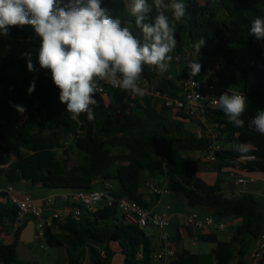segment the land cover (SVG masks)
<instances>
[{
  "label": "trees",
  "instance_id": "obj_1",
  "mask_svg": "<svg viewBox=\"0 0 264 264\" xmlns=\"http://www.w3.org/2000/svg\"><path fill=\"white\" fill-rule=\"evenodd\" d=\"M67 2L63 0L61 6ZM182 2L186 14L176 23L177 43L171 53V63L193 60V45L202 38L204 44L198 55L222 60L216 75L220 85L226 83L223 93H240L246 97L242 128L229 123L221 109L207 110L206 123L222 145L214 153L218 172L213 184L201 179L195 162L182 156L185 151H208L212 139L198 138L195 130L188 127L193 120L181 112L172 116L171 109L159 99L109 88V99L96 93L98 104L93 120L89 121L86 114L72 120L66 104L59 100L60 90L53 84L51 73L39 67L37 54L41 38L31 25L9 28L8 33L12 35L27 36L24 40L7 41L0 34V179L9 183L28 181L46 189L70 192V195L111 183L116 185L113 198L126 197L148 207L140 191L141 175L146 173L150 178L165 175L180 188L189 207L209 208L221 219L240 218L228 241H219L214 234L198 236L200 241L213 244V264H249L245 258L250 252V242L264 230L259 203L249 193L222 197L220 192L223 170L229 173L241 167L246 173H264V135L248 126L249 121L264 112V59L260 57L259 46V41L264 39H257L249 31L257 17L264 19V0ZM101 7L112 18H119L122 26L129 27L134 35H140L131 14V0H101ZM155 14V11L150 13L146 22L151 23ZM25 53H31L35 69L32 72L28 71ZM200 64L201 71L195 77L201 79L207 66ZM141 75L162 94L178 96L177 84L153 67L144 66ZM32 82L35 90L29 94L27 89ZM15 105L23 106L25 111L18 112ZM62 113L64 118L60 119ZM19 121L17 144H8L4 128ZM217 125L223 128L217 129ZM196 127L204 129L198 123ZM68 131H75L76 136L66 146ZM234 143L248 145L249 151L243 154L236 151ZM22 148L31 154L26 160L20 159ZM72 150L78 159L70 166ZM249 156L253 158L243 164L238 162L240 157ZM157 199L158 195H154L152 202ZM15 219L14 207L0 193V226L11 227ZM55 227L66 236L69 264H83L86 258L89 264H109L113 246L123 256V264H151L154 247L150 237L138 226L125 223L115 204H102L79 220L68 217L62 223H55ZM23 228L24 224L13 231L12 243L1 246L4 264H34L17 255ZM45 237L48 247L63 246L51 228H46ZM171 264L200 263L196 254L184 249Z\"/></svg>",
  "mask_w": 264,
  "mask_h": 264
},
{
  "label": "clouds",
  "instance_id": "obj_2",
  "mask_svg": "<svg viewBox=\"0 0 264 264\" xmlns=\"http://www.w3.org/2000/svg\"><path fill=\"white\" fill-rule=\"evenodd\" d=\"M0 0V34L7 35L12 26L31 25L41 38L37 60L41 69L51 73L53 84L60 90L59 100L66 104L72 120L86 114L89 121L95 118L97 92L102 82L143 96L139 80L144 66L158 73L168 72L176 48L175 29L186 14L182 0H131V14L140 35H134L119 18H112L101 7V0ZM155 11L149 23V14ZM170 14V15H169ZM250 34L264 39V19L257 17L251 24ZM204 44L202 38L193 45L195 57ZM28 71H34L31 53H25ZM190 77L201 71V64L187 61ZM35 90L32 82L27 89ZM229 123L242 128L241 119L246 97L240 93L221 94L212 99ZM20 113L25 108L14 106ZM249 128L264 135V112L248 122ZM236 151L247 153L249 146L241 144Z\"/></svg>",
  "mask_w": 264,
  "mask_h": 264
},
{
  "label": "built area",
  "instance_id": "obj_3",
  "mask_svg": "<svg viewBox=\"0 0 264 264\" xmlns=\"http://www.w3.org/2000/svg\"><path fill=\"white\" fill-rule=\"evenodd\" d=\"M260 57L264 59V41H259ZM222 60L218 59L211 67L205 69L203 78L187 76L177 82L178 96L169 97L166 94H162L157 90L156 85L150 83L146 78L141 75L139 80V86L144 89V94L149 95L153 100H161L162 103L170 108L174 112H181L189 116L193 121L200 124L204 129L198 128L195 130L196 136H206L212 139V145L208 151H206V158L209 160H215V151L220 150L221 144L216 141V135L211 131L206 123V113L208 109L216 108L212 99L218 98L221 93L226 89L220 85L219 82L209 79L210 76L216 75V72L221 68ZM103 90L97 92L102 97L109 99L108 89H119L107 82H102ZM64 118V114L60 115V119ZM21 122H17L12 125L13 130H17ZM217 129H222L223 125H217ZM76 136L75 131H68L67 138L64 140V145H68ZM238 143H234L236 147ZM249 157H240L238 162L244 163L246 160L252 159ZM239 168V167H237ZM241 169V168H240ZM230 178H233L237 184L243 183L245 178L242 174H238L235 170L228 173ZM97 183V181L95 182ZM114 185L111 183H104L98 186L96 189L89 190L82 193H73L69 196L71 201L70 205L63 209H55L49 215L45 214V206L36 202L29 196L18 198L14 194V190L11 184H7L3 187L0 186V193L5 194L8 203L14 207L16 212V219L13 224L14 230L19 228L23 222L29 217L34 225V238L37 241V245L40 243L47 246L45 231L46 228H52L55 223H62L66 218L70 217L73 220H79L82 216L92 214L101 204L117 206L120 213V217L125 223L133 224L139 228L150 226L158 232V238L165 240L166 236L163 233L164 228L168 225V219L166 215L153 212L151 209L143 207L142 205L129 200L126 197L115 199L112 196V190ZM148 192L153 195H160L162 189L150 184L148 186ZM46 202H50L51 198H47ZM186 223L188 226L194 229L206 230L216 226L219 229L224 228V223L220 222L215 224L213 215L208 214L200 217L199 212H191L187 218ZM170 252L159 251L152 255L151 264H171L167 257ZM101 256L105 257L104 251H101ZM251 264H264V230L261 231L258 238L255 240L253 247L247 255Z\"/></svg>",
  "mask_w": 264,
  "mask_h": 264
},
{
  "label": "crops",
  "instance_id": "obj_4",
  "mask_svg": "<svg viewBox=\"0 0 264 264\" xmlns=\"http://www.w3.org/2000/svg\"><path fill=\"white\" fill-rule=\"evenodd\" d=\"M22 36L23 39L27 38V36L25 35ZM3 38L5 39L4 36ZM12 39L14 38L11 37V39L8 40L10 41ZM216 61H218V59L211 58L207 62H200V63L205 64L207 66L206 68H208L211 67L213 63H215ZM182 63L183 62L171 63L172 67L168 70V72L163 74L167 75L173 82L176 83V80L177 82H179V80H181L182 78L189 76L190 73V69L185 68L182 65ZM209 79H212L213 81L220 83V80L217 77V75L210 76ZM170 114L174 116L173 114H175V112L171 110ZM196 124L197 123L195 121L192 122V128H190L192 131L197 129ZM8 129L16 133V131L13 130L12 125H6L4 128V132ZM24 149L26 150V148ZM196 153L197 154H195V159H188V158L186 159L195 162L197 174L201 179H203L208 184H213L217 178V172H218V168L215 160L207 159L206 152H196ZM182 156L185 157L183 153ZM240 168L235 169V171L238 174L239 173L242 174V176H244L245 178L244 182L240 184H237L233 178H230L228 176V173L225 172V170L222 171L223 182L221 184L220 194L222 197L239 196L248 193L254 195L262 211V227H264V173L261 172L246 173L242 171V169ZM98 183L99 181L96 184ZM7 184L12 185L14 194L18 198L29 196L32 199H34L36 202L43 204L46 208L45 209L46 215H49L55 209L66 208L71 203L69 199L70 192L46 189L42 187L40 184L32 185L28 181H18L15 183H9L4 178L0 179L1 187ZM16 184H21V185L15 186ZM150 184H153L158 188L162 189V193L158 195V199L155 201V203L152 202L154 195L148 192V186ZM140 191L143 194L142 197L143 202L145 203V205L148 206L146 208L151 209L155 213L166 215L168 219V225L163 230V233L166 236L165 240H160L158 238V232L154 228L150 226L148 227H150L153 230V236H149L154 247L153 254L159 251L170 252L167 257L170 263L174 259L178 258V255L181 252V250L185 249L191 253L196 254L200 264H213L215 262V259L213 257V251H214L213 244L200 241L198 239V236L214 234L219 241H228L231 238L235 227L240 223L239 217L221 219L215 217L212 210L209 208L202 206L193 207V208L189 207L180 188L170 183L167 176L165 175H160L155 178H150L146 173H143L140 178ZM257 196H260L261 200L257 199ZM47 198H51V201L46 202L45 200ZM193 211L199 212L200 217H203L208 214L213 215L215 224L222 222L224 223V228L219 229L216 226L206 230L191 228L190 226L187 225L186 218ZM119 217H120V213H119ZM31 221H32L31 218L28 217L25 220V222H23L24 228L30 225ZM0 228H1L0 229V250H1L2 245H7L12 243L14 227L13 225L11 227L8 225H4V226H0ZM51 231L54 237L58 238L63 242V246L60 247L62 249V252L61 254L56 256L55 264H69L70 257L66 249L65 234L62 231H60L59 228L55 227V225L51 228ZM254 243L255 241L250 242L249 251L253 247ZM25 245L28 247L29 252L32 254V258L25 261H32L34 264H37V261L34 258V253L32 250V247L34 245L26 244V243ZM112 250L113 253L115 254L119 253V251L115 246L112 247ZM26 255L29 256L28 253H26ZM19 259L21 258L19 257ZM245 260L250 264L248 256H246ZM119 261L120 260L117 259V263H119ZM0 264H4L1 257H0Z\"/></svg>",
  "mask_w": 264,
  "mask_h": 264
},
{
  "label": "rangeland",
  "instance_id": "obj_5",
  "mask_svg": "<svg viewBox=\"0 0 264 264\" xmlns=\"http://www.w3.org/2000/svg\"><path fill=\"white\" fill-rule=\"evenodd\" d=\"M3 36L5 37L6 40L11 39V37L19 39V40H24L23 36L21 34L20 35H12V34L8 33L7 35H3ZM192 59L193 60L196 59V61L200 63V62H207L211 58L207 57V56H203V55H198V56L195 57V54H193L192 55ZM182 65L185 68H188L187 67V62H185V63L183 62ZM171 67H172V65L170 66V68ZM176 83H177V80H176ZM225 84L226 83L223 82L222 86H225ZM188 127L192 128V123L188 124ZM4 135L6 137V141H7L8 144H14V145L17 144V135H16L15 132H13V131L8 129V130H6L4 132ZM217 136H216V139H215L216 141H218ZM219 137H221V135ZM230 144L231 143H229V145ZM70 154H71L72 160L70 161L69 165L72 166V165L75 164V161H77L78 157H77L75 151H73V150L71 151ZM183 154H184L185 158L195 159V154H197V153L194 152V151H186V152H183ZM30 156H31V154L28 151H26L24 148H22V153H21L20 159L21 160H26ZM20 185L21 184H16L15 186H20ZM257 199L261 200L260 196H257ZM142 230H143V232L145 233L146 236H153V230L150 227H148V226L147 227H143ZM32 250H33V253H34V258L37 261V264H55L56 256H58L62 252V249L60 247H58V248H50V247L42 245L40 243L37 246H33ZM117 259L120 260L119 263H117ZM84 264H89V259H86L84 261ZM109 264H123V256L121 254H119V253H116V254L113 253L111 258L109 259Z\"/></svg>",
  "mask_w": 264,
  "mask_h": 264
},
{
  "label": "water",
  "instance_id": "obj_6",
  "mask_svg": "<svg viewBox=\"0 0 264 264\" xmlns=\"http://www.w3.org/2000/svg\"><path fill=\"white\" fill-rule=\"evenodd\" d=\"M26 244H33L37 246V241L34 238V225L31 221L30 225L26 226L20 233L19 241L17 243L16 251L17 255L23 260H29L32 258V254L29 252ZM29 254V256L26 255Z\"/></svg>",
  "mask_w": 264,
  "mask_h": 264
}]
</instances>
